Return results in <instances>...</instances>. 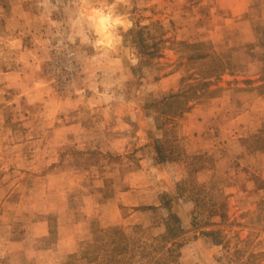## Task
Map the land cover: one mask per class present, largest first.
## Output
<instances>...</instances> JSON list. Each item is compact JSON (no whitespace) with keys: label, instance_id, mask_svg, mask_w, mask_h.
Wrapping results in <instances>:
<instances>
[{"label":"rangeland","instance_id":"rangeland-1","mask_svg":"<svg viewBox=\"0 0 264 264\" xmlns=\"http://www.w3.org/2000/svg\"><path fill=\"white\" fill-rule=\"evenodd\" d=\"M236 1L121 0L108 88L57 43L78 0H0V264H264V0Z\"/></svg>","mask_w":264,"mask_h":264},{"label":"clouds","instance_id":"clouds-1","mask_svg":"<svg viewBox=\"0 0 264 264\" xmlns=\"http://www.w3.org/2000/svg\"><path fill=\"white\" fill-rule=\"evenodd\" d=\"M121 8V0H78L65 7L67 30L56 33L58 45L78 43L93 50L92 58L117 77L108 88L119 86L127 79L120 56L122 50L131 64L138 62L135 55L124 48V33L131 30L135 22L130 13Z\"/></svg>","mask_w":264,"mask_h":264},{"label":"trees","instance_id":"trees-1","mask_svg":"<svg viewBox=\"0 0 264 264\" xmlns=\"http://www.w3.org/2000/svg\"><path fill=\"white\" fill-rule=\"evenodd\" d=\"M142 29L143 28L141 27V29L139 31H137V33L139 32V34L137 35V37L141 41L145 40V37L143 38L142 35H141V33H143V30ZM173 97H174V94H170L167 98H173ZM182 108H184V106ZM181 111H182V109H181ZM164 205L168 209V214H169L167 216L166 220L168 221V220L172 219L173 222L175 223L176 228L179 230L178 227H180V223H181L179 216L175 212H171L170 211V207H169L167 201H165V204ZM167 227H168V225H167ZM171 227L172 226L168 227V229H167V230L173 232V233H171V235H168L167 236V234H163L160 237L159 236H155L153 238V239H155L157 241V245L154 244V246H153V248L155 249L154 252H156V250L158 251L157 257L160 258V260H164V258H166V257L168 258V257H170L172 255L174 256V254H172V253H175L176 254V257L179 255L177 247L180 246V242H179L178 236L176 235L177 231H175L174 228H173V230H171ZM135 231L138 232V231H142V230L139 229V227H136ZM206 234H210V232H207ZM170 238H173L172 239L173 241L171 242V247H167L166 248V251L165 250H160V248L163 247V244L166 243V241L170 240ZM131 244L134 247H136V248H138V247H141V249H144L145 248V246L138 245L135 242H131ZM174 264H178V263L174 261Z\"/></svg>","mask_w":264,"mask_h":264},{"label":"crops","instance_id":"crops-1","mask_svg":"<svg viewBox=\"0 0 264 264\" xmlns=\"http://www.w3.org/2000/svg\"><path fill=\"white\" fill-rule=\"evenodd\" d=\"M241 1H242V3L244 4V0H241ZM236 4H237V5L234 6V7L232 8L233 10H235V12H234L235 14H238L237 12L242 13V12L248 10V5H249V4L246 3L245 5H247V6H244V8H242L241 10L237 8V6L240 5V0H237V1H236ZM231 6H232V4L229 5L228 7H225V8H230ZM263 47H264V45H263V46L260 45V46H258L257 48H263ZM261 83H262L261 81H258V82L255 83V84H261Z\"/></svg>","mask_w":264,"mask_h":264}]
</instances>
